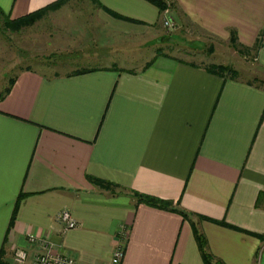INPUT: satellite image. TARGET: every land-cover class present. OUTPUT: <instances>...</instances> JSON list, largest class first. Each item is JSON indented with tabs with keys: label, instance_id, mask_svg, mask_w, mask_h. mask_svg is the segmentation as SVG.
<instances>
[{
	"label": "crops",
	"instance_id": "0c3cea01",
	"mask_svg": "<svg viewBox=\"0 0 264 264\" xmlns=\"http://www.w3.org/2000/svg\"><path fill=\"white\" fill-rule=\"evenodd\" d=\"M56 1L0 7L17 19ZM166 1L183 33L232 47L234 32L264 74V0ZM98 2L55 11L65 14L56 45L70 67L21 68L0 100V263L13 264L24 248L34 264L35 235L78 264H107L126 227L122 264H205L195 231L222 264H264V85L208 71L211 63L236 69L215 58L197 64L153 51L163 12L150 1ZM146 45L147 64L128 62ZM81 69L91 70L71 74ZM63 209L79 227L64 230Z\"/></svg>",
	"mask_w": 264,
	"mask_h": 264
},
{
	"label": "rangeland",
	"instance_id": "374dc122",
	"mask_svg": "<svg viewBox=\"0 0 264 264\" xmlns=\"http://www.w3.org/2000/svg\"><path fill=\"white\" fill-rule=\"evenodd\" d=\"M75 1L72 0V2ZM77 1L81 3L87 0ZM64 5L48 10L32 25L23 27L19 31L0 29V93L9 85L10 79L26 66L33 69L49 70L47 73L50 75L60 71L61 68L70 67L71 64H62L66 60L65 52L68 51H63V48L58 49L56 45L58 39L64 37L65 30L61 23L64 21L65 14L61 12V15H55V11L61 10ZM176 26V29L168 30L162 24V17L160 18L158 25L160 29L159 41L153 42V51L159 50L174 56L178 60H187L197 64L215 58L216 62L233 64L232 66L237 69L238 75L248 80H252L254 76L260 78L264 76L263 73L256 71V66L251 57L252 53L241 52L234 46H227V44L219 42L201 31L193 32L190 30L187 33L188 30L185 29L187 34L183 33L182 30L184 31V29L177 22ZM70 42L68 41L69 44H71ZM65 43L67 42L64 40L60 41L61 45H65ZM76 43V46L81 48V42ZM147 49L148 46L146 45L142 50L136 51L135 56L128 58V62L131 60L138 62L136 67L147 64V60L151 57ZM57 61L60 63L58 64L60 67L48 66ZM55 69L57 70L55 71Z\"/></svg>",
	"mask_w": 264,
	"mask_h": 264
},
{
	"label": "trees",
	"instance_id": "16d2710c",
	"mask_svg": "<svg viewBox=\"0 0 264 264\" xmlns=\"http://www.w3.org/2000/svg\"><path fill=\"white\" fill-rule=\"evenodd\" d=\"M70 0H57L56 2H54L53 4L42 8L40 10H37L35 12H32L28 15L22 16L20 18L17 19H11L10 15L7 14L1 7H0V29L5 28V29H9L12 31H19L21 30L23 27L32 25L36 20H38L40 17H42L48 10L50 9H55L58 7H61L62 5H64L65 3H67ZM95 3H99L98 0H92ZM151 3L155 4V6L159 9V11L163 12L165 9H169L172 7V3L167 2L166 0H148ZM112 14H114L117 17L123 18L125 20H131L130 18L121 16L117 13L112 12ZM230 43L232 46H234L237 50L241 51V52H250L248 49L244 48V47H240L237 42H236V37L234 35V32L231 31V36H230ZM206 69L212 73L221 75V76H225V77H229V78H236L238 76V71L228 65H223V64H208L206 65ZM91 69H81L78 70L74 73L71 74H78V73H82V72H86V71H90ZM131 72L133 70H130ZM17 75H15L14 77H12L10 79L9 85L5 88V90L0 93V100L5 98V96L10 92L12 86L14 85L15 81H16ZM251 82H258L262 85H264V80L263 79H259L256 76L252 78ZM90 180H92L95 183H98L100 185H102L103 187H116L115 184L97 179V178H93L90 177ZM134 194L138 197V201H142V202H148L151 204H155L158 206H168L170 205L169 202H164V201H160L157 200L155 197L152 196H148L145 194H141L139 192L133 191ZM24 197V194H21L18 197V203L21 201V199ZM262 199V193L259 194V196L257 197V201L256 203L258 204L260 202V200ZM184 217L187 215L185 212L183 211H179ZM221 224H225L224 222H219ZM195 237L197 240V244L201 253V257L204 261L205 264H222L220 261L214 260V258L206 251V241L205 238L202 234H200L199 232L195 231Z\"/></svg>",
	"mask_w": 264,
	"mask_h": 264
},
{
	"label": "built area",
	"instance_id": "2783aa9c",
	"mask_svg": "<svg viewBox=\"0 0 264 264\" xmlns=\"http://www.w3.org/2000/svg\"><path fill=\"white\" fill-rule=\"evenodd\" d=\"M162 24L168 30H174L177 27L176 22L169 16L168 8L163 11ZM57 219L63 224L65 231L80 226L79 221L69 209L61 210L58 213ZM128 232L129 231L126 227L120 229L119 242L107 264H122L125 256V245L128 238ZM29 241L31 244H38L41 248V252L37 255L34 264H78L76 257L73 255L56 252L54 244L47 238L30 235ZM28 258L29 252L24 248H18L14 253L13 264H27Z\"/></svg>",
	"mask_w": 264,
	"mask_h": 264
}]
</instances>
